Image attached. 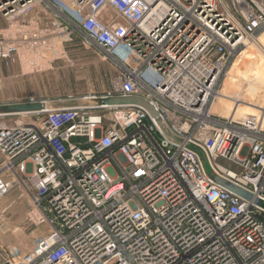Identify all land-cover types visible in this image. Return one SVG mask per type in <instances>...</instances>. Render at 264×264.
Masks as SVG:
<instances>
[{"label": "built area", "instance_id": "obj_1", "mask_svg": "<svg viewBox=\"0 0 264 264\" xmlns=\"http://www.w3.org/2000/svg\"><path fill=\"white\" fill-rule=\"evenodd\" d=\"M0 16L46 20L0 35L2 64L78 31L118 69L101 95L0 112L31 118L0 122V200L26 191L23 223L43 227L6 264H264V107L210 111L264 0H0Z\"/></svg>", "mask_w": 264, "mask_h": 264}, {"label": "rangeland", "instance_id": "obj_2", "mask_svg": "<svg viewBox=\"0 0 264 264\" xmlns=\"http://www.w3.org/2000/svg\"><path fill=\"white\" fill-rule=\"evenodd\" d=\"M29 21L30 18L27 21H5V38H19V30L43 28L46 20L44 23L40 19L38 23ZM55 28L57 30V26ZM52 41L54 44L49 49L37 52H31L26 44H21V52L15 62L8 66L0 62V112L33 109V105L26 104L29 98L63 99L87 93L101 95L110 89L118 69L96 45L78 31L62 43L57 38ZM226 76L221 80L220 88ZM26 119L31 120L29 116H1L0 122L13 124ZM21 192L26 191L16 188L10 195ZM24 195L30 203L27 192ZM5 198L0 201V211L7 207L3 204ZM27 209L21 211V207H9L6 212H0V264H6L13 258L12 247H17L22 254L27 253L42 235L43 227H27L24 223L15 230Z\"/></svg>", "mask_w": 264, "mask_h": 264}, {"label": "bare ground", "instance_id": "obj_3", "mask_svg": "<svg viewBox=\"0 0 264 264\" xmlns=\"http://www.w3.org/2000/svg\"><path fill=\"white\" fill-rule=\"evenodd\" d=\"M210 111L222 117L264 107V32L235 58Z\"/></svg>", "mask_w": 264, "mask_h": 264}, {"label": "crops", "instance_id": "obj_4", "mask_svg": "<svg viewBox=\"0 0 264 264\" xmlns=\"http://www.w3.org/2000/svg\"><path fill=\"white\" fill-rule=\"evenodd\" d=\"M4 33H5V21L0 16V35H3ZM1 94L2 93L0 92V96H1ZM1 161H2V156L0 155V164H1ZM17 189H21V188H17ZM10 193L6 196L5 201H3V204L4 205L6 204L7 207H4L0 212H2V213L6 212L7 211L6 209L9 207H12V208L21 207V211L23 209H25L26 207H28L29 200H28V197L24 195V193H26V192H24V193L21 192L19 194H14V195H12V194L10 195ZM21 222L15 228V230H17L18 228H21L20 226H22L21 224H23V220Z\"/></svg>", "mask_w": 264, "mask_h": 264}, {"label": "water", "instance_id": "obj_5", "mask_svg": "<svg viewBox=\"0 0 264 264\" xmlns=\"http://www.w3.org/2000/svg\"><path fill=\"white\" fill-rule=\"evenodd\" d=\"M102 101L108 104H139L149 110L152 114H155L152 106L147 101L138 97H112L103 98Z\"/></svg>", "mask_w": 264, "mask_h": 264}]
</instances>
